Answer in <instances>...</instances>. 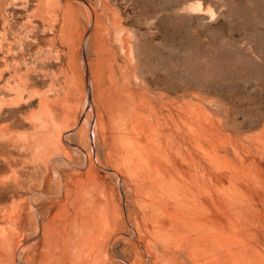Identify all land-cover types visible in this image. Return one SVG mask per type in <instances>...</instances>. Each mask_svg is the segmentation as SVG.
Here are the masks:
<instances>
[{
  "label": "bare ground",
  "instance_id": "6f19581e",
  "mask_svg": "<svg viewBox=\"0 0 264 264\" xmlns=\"http://www.w3.org/2000/svg\"><path fill=\"white\" fill-rule=\"evenodd\" d=\"M110 81L114 86L115 81ZM198 97L191 96L195 101L185 106L186 120H180L177 112L175 119L171 102L162 95L146 103L144 111L140 103L142 115L129 108L125 130L117 135L111 132L102 157L98 151L84 152L77 156V163L61 142L58 129L55 137H49L55 123L49 99V110L39 101L43 109L30 115L31 121L39 123L29 124V132L6 135L3 127L0 147L6 151L0 150V170L7 167L9 174L0 176V264H18L20 254L25 255L29 247L27 264H264V203L260 206L264 148L226 131L230 128L219 120L222 112L215 111L216 117L215 107ZM75 121L67 124L66 133ZM100 131L99 138L105 132ZM28 166L33 178L25 179L23 171ZM99 167L126 190L127 212L121 205V191L116 195ZM7 200L11 203L3 206ZM38 200L45 201L41 225L35 213ZM25 232L32 235V246L24 247L29 237Z\"/></svg>",
  "mask_w": 264,
  "mask_h": 264
},
{
  "label": "rangeland",
  "instance_id": "374dc122",
  "mask_svg": "<svg viewBox=\"0 0 264 264\" xmlns=\"http://www.w3.org/2000/svg\"><path fill=\"white\" fill-rule=\"evenodd\" d=\"M49 1L0 0V65H3L0 66V85H3L0 99L6 102L1 101L5 106L0 102L4 106L0 110V133L29 132L30 126L39 123L31 121L30 115L39 113L36 111L39 107L43 109L41 105L49 110L47 106L52 102L54 108L50 109L55 114V123L49 137H55L54 130L58 129L61 142L77 163V156L84 152L98 151L102 157L103 145L111 132L115 135L125 130L122 127L129 110L142 115L146 103L156 102L162 95V99L171 102L175 119L179 114L182 120L185 106L195 101L191 96L195 99L199 96V100L209 101V107H215L213 112H222L218 113L219 120L223 127L227 124L230 128H224L226 131L250 139L260 150L264 148V139L261 140L264 138V0ZM108 75L115 81L114 86ZM23 86L26 88L22 89ZM16 89L23 92L17 96ZM12 97L18 102L14 98L12 101ZM139 104L143 107L141 111ZM73 119L75 125L66 133L67 124L72 126ZM99 124L105 131L101 135L103 139L99 138ZM2 147L0 150L5 152ZM26 168L23 178L28 175L33 178L32 168ZM98 169L109 186L115 187L116 195L121 191V205L127 212L126 190L117 187L107 170ZM2 171L0 176L9 174L7 167L3 166ZM44 190L51 193L49 187ZM7 201L2 205L11 203ZM44 202L35 203L40 225ZM263 203L261 197L260 206ZM25 234L29 237L22 241L24 247L32 246V235ZM30 250L29 247L25 255L20 254L18 264H27Z\"/></svg>",
  "mask_w": 264,
  "mask_h": 264
}]
</instances>
